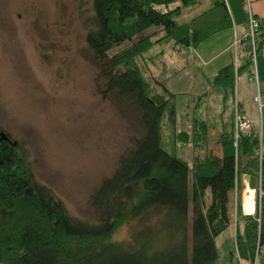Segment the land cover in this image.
<instances>
[{
	"label": "trees",
	"instance_id": "trees-1",
	"mask_svg": "<svg viewBox=\"0 0 264 264\" xmlns=\"http://www.w3.org/2000/svg\"><path fill=\"white\" fill-rule=\"evenodd\" d=\"M210 1L208 9L179 22L183 10L200 0H91L85 41L106 81L103 92H115L126 103L141 131L90 195L97 212L90 222L71 215L36 179L25 145L0 129V264H214L216 238L234 222L236 255L254 261L264 230V144L258 129L251 122L235 135L232 109L227 129L215 135L209 121L195 113L190 131L173 134L175 143L189 145V161L161 146L164 117L176 94L155 89L153 65L163 51L148 52L173 41V51L182 55L183 49L247 23V0ZM241 42L245 65L232 61L212 78L225 93L242 69L253 74L246 35ZM260 43L259 24L258 51ZM242 174L256 187L253 215L238 213ZM234 215L244 221L243 229ZM125 223H136L129 239L112 240Z\"/></svg>",
	"mask_w": 264,
	"mask_h": 264
},
{
	"label": "rangeland",
	"instance_id": "rangeland-1",
	"mask_svg": "<svg viewBox=\"0 0 264 264\" xmlns=\"http://www.w3.org/2000/svg\"><path fill=\"white\" fill-rule=\"evenodd\" d=\"M203 11L202 3L193 14ZM92 13L91 0H0V129L25 145L36 179L54 191L71 215L95 222L97 212L90 205V195L114 172L119 157L141 130L126 103L115 92H103L106 81L85 41ZM236 27L203 44L209 53H218L210 66L220 65L229 55L236 60ZM172 42L162 41L148 52L163 51L161 62L153 65L155 89L180 92L164 117L161 146L189 161L191 151L175 143L174 130H183L181 123L193 111L215 127L221 115L228 118L233 93L228 91L225 101L205 105L204 95L198 99L190 94L187 78L199 63L191 60L190 49L176 54ZM258 131L264 144V128ZM133 226L136 223L120 226L112 240L126 241ZM227 229L217 236L220 257L214 264H238ZM261 247L264 253V230Z\"/></svg>",
	"mask_w": 264,
	"mask_h": 264
},
{
	"label": "crops",
	"instance_id": "crops-1",
	"mask_svg": "<svg viewBox=\"0 0 264 264\" xmlns=\"http://www.w3.org/2000/svg\"><path fill=\"white\" fill-rule=\"evenodd\" d=\"M247 1L249 2L252 14L255 16L260 26L264 30V0H247ZM202 3H203V10L208 9L212 5L210 0H200L197 6L201 5ZM195 7L185 8L182 12V15L178 18V20L184 19L185 21H189L193 17L200 14L201 12L198 14H193V9ZM247 31H248L247 23L241 26V28H237V27L235 28L234 41H235L236 48H237L235 51L236 53L235 61L234 59H232V56L230 58V55H229V56L222 58L223 63H221L220 65L218 64L216 65L217 62H215L214 63L215 65L210 66V61L213 60V58L216 57L218 53L217 52L209 53L210 51L209 50L207 51V46L205 48L203 44L206 43L211 37L217 35L218 33L205 39L195 48L183 49L186 52H188L190 49L192 53L191 60H196L199 63L197 69L193 68L190 77L187 78V82H188V88H189L190 94L194 93L195 97L198 96V99L200 98L201 95H204L203 96L204 105L209 103V101H212V100L216 101L220 99L221 101H225L224 98L226 96V93L222 89L212 85V78L221 67H223L224 65L232 61L235 63V67L239 66L242 68L245 65L248 56H247V53L245 52L244 43H242L241 40L245 37ZM230 44L231 43H228L227 45H225L222 52L227 50ZM256 70H257V81L249 79V69L247 68L242 69L237 74L235 78V84L232 90L233 100H231V109H230V113L227 119H229V117L231 116L232 103L234 101V103L239 106V109L241 110L242 114H244L248 119H250L254 128L259 129L260 127H262L263 129L264 128V43L259 44L258 56L256 59ZM202 88L204 89V91H199ZM178 93L180 92L175 93L176 95L173 97L174 100L177 99ZM257 96L259 98L256 101L255 99L257 98ZM194 114H195V111H193L192 114L190 115L186 114L187 117L186 119L183 120L184 123L183 124L181 123V125L183 126V129L190 131L191 124H192L191 119ZM225 124H226V118L225 117L223 118V116L221 115L220 123H218L215 127L210 126V128H212L213 133L216 135V134L224 132L225 129H227ZM210 146L215 151L220 149L219 145H215L211 142H210ZM188 149H190L189 145H188ZM239 185H240V200H239L240 209L238 213L241 214L242 216L248 215L249 213H254L256 209V205L254 204V202H253L252 211L247 212L244 207L243 199L248 190L253 191V194H252L253 198L256 197L255 193L257 191H256L255 185L250 184L249 176L247 174H242L239 177ZM235 220H237L236 222L240 223V227L241 229H243L244 221L241 220V218H237V216L234 215V221ZM234 223L233 225L229 226L227 229L231 237H233V242H234V233H235ZM218 237L216 238L217 247H218V242H217ZM262 247L260 245L259 254L257 257H255L256 259H254L253 261L255 262L254 264H264V253L263 251H261ZM218 251H219V248H218ZM219 257H220V253H219ZM236 261H238V264H250L249 260H244L238 257V255H236ZM230 264H233V261H231Z\"/></svg>",
	"mask_w": 264,
	"mask_h": 264
},
{
	"label": "built area",
	"instance_id": "built-area-1",
	"mask_svg": "<svg viewBox=\"0 0 264 264\" xmlns=\"http://www.w3.org/2000/svg\"><path fill=\"white\" fill-rule=\"evenodd\" d=\"M247 9V25L248 32L246 34L248 41L250 42V58L252 61L253 74L249 76L250 80L257 81V70H256V57L258 55V26L259 22L252 14L249 2L246 4ZM238 105L235 104L234 113H233V124L235 135L238 131L247 130L250 128L251 121L238 111ZM261 153V148H260ZM261 193V192H260Z\"/></svg>",
	"mask_w": 264,
	"mask_h": 264
},
{
	"label": "bare ground",
	"instance_id": "bare-ground-1",
	"mask_svg": "<svg viewBox=\"0 0 264 264\" xmlns=\"http://www.w3.org/2000/svg\"><path fill=\"white\" fill-rule=\"evenodd\" d=\"M253 191L252 190H248L244 196V207H245V210L247 212H251L252 211V208H253Z\"/></svg>",
	"mask_w": 264,
	"mask_h": 264
}]
</instances>
